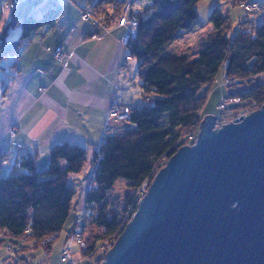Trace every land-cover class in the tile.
Segmentation results:
<instances>
[{
  "label": "trees",
  "instance_id": "obj_1",
  "mask_svg": "<svg viewBox=\"0 0 264 264\" xmlns=\"http://www.w3.org/2000/svg\"><path fill=\"white\" fill-rule=\"evenodd\" d=\"M69 1L84 13L90 12L91 18L103 26L119 18L127 3L132 5L139 21L138 34L126 47L137 63L141 93L149 102L131 109L128 122L132 128L105 135L94 148L89 176L92 188L86 190L85 209L92 211L93 215L86 216L99 232L84 237L78 233L86 243V248L81 250L83 257L93 255L100 248L103 251L95 264H101L110 250L102 248V244L115 236L110 244L112 248L127 219L136 213L139 203L133 201L135 188L146 183L149 186L158 161L166 154L170 157L176 153L180 148L175 147L176 142L196 127L222 65L225 64V77L248 81L245 90L230 95L241 101L238 109L264 105V82L250 86L264 73V14L257 23L249 18L239 20L235 33L228 35L224 27L228 15L215 7L208 17L214 32L198 54L190 58L186 54L166 52L164 48L182 31L192 30L199 19L196 4L201 0ZM239 1L244 0H230L231 6ZM20 4L11 9L12 18L6 25V31L20 26V38L9 43L2 36L0 60L18 52L22 42L33 33L53 27L64 14L63 7L53 0H20ZM261 8L262 5L258 9ZM4 17L0 14V22ZM48 152L49 164L44 169H37L35 157L27 156L14 166L24 174L0 177V233L15 242L32 241L50 252L55 240L47 246L42 242L52 235L58 238L71 218L77 194L69 178L83 172L88 151L63 142ZM5 157L0 154V162ZM119 178L128 181L132 191L125 195L122 204L108 196Z\"/></svg>",
  "mask_w": 264,
  "mask_h": 264
},
{
  "label": "crops",
  "instance_id": "obj_2",
  "mask_svg": "<svg viewBox=\"0 0 264 264\" xmlns=\"http://www.w3.org/2000/svg\"><path fill=\"white\" fill-rule=\"evenodd\" d=\"M253 1L260 5L258 0ZM61 3L64 14L53 27L33 33L31 38L22 42L18 52L0 60V152L10 160L11 165L10 168L0 167V176L7 174L5 169L14 175L24 172L14 166L27 156L35 157L37 169H44L49 164V149L63 142L87 148L91 161L94 148L117 127L109 118L111 106L119 104L132 109L145 104L137 63L133 58L127 59L130 53L121 43L124 28L119 26V18L95 32L92 21L82 18L84 11L76 4L69 0ZM229 4L226 15L233 7ZM11 18L10 10L0 22V41H3L2 36L9 43L20 38L19 26L6 31ZM212 32L214 28L196 29L192 35L182 31L172 43L177 51L172 52L191 58L195 54L192 52L195 38H199L201 48ZM60 47L67 52L63 60L55 56ZM217 81L199 113L200 120L208 114L212 115L211 107L231 95L224 91L220 94L216 89L220 86V79ZM239 104L238 101L230 105L232 116ZM15 126L17 135L13 137L9 130ZM16 142L23 144L24 148H19ZM90 174L89 171L82 172L79 177L83 175L88 179ZM75 176L82 189L89 188L90 182H81ZM77 223L76 219L71 223V230L66 236L68 242L61 243V249L67 247L73 250L70 238L72 240L71 236L78 232ZM80 233L84 237V233ZM4 238L0 234L1 262L15 257L12 250L15 241ZM72 257L79 264L80 258L76 253Z\"/></svg>",
  "mask_w": 264,
  "mask_h": 264
},
{
  "label": "water",
  "instance_id": "obj_3",
  "mask_svg": "<svg viewBox=\"0 0 264 264\" xmlns=\"http://www.w3.org/2000/svg\"><path fill=\"white\" fill-rule=\"evenodd\" d=\"M216 122L169 157L101 264H264V105Z\"/></svg>",
  "mask_w": 264,
  "mask_h": 264
},
{
  "label": "rangeland",
  "instance_id": "obj_4",
  "mask_svg": "<svg viewBox=\"0 0 264 264\" xmlns=\"http://www.w3.org/2000/svg\"><path fill=\"white\" fill-rule=\"evenodd\" d=\"M2 1H6V0H2ZM53 1H57L58 4H60L62 6V1L63 0H53ZM260 5H262L261 9H256L255 11L248 13L245 8H243L242 5H234V7H230L231 9L228 12V18H226L225 22H224V27L228 30V35H233L235 33V31L237 30V24L238 21H244L245 19H254L256 20L255 23L259 22V18L262 16V14H264V0H258ZM230 3V0H201L200 2H198L196 4V10L198 13V21L193 25V29L192 30H184L185 33H187L188 35H192L195 34L194 30L196 29H213V23L209 22V15L211 14V12L213 11V9L215 7L220 8L222 11H227V4ZM231 5V3L229 4ZM43 10V8L40 10V12L37 13V16L40 17L41 16V11ZM121 16V15H120ZM119 24V22H118ZM103 26V25H102ZM20 28V26L18 27ZM21 29V28H20ZM194 36V35H193ZM198 36V35H197ZM195 45H193V51L195 54L191 55V58L194 57V55H197L198 52L200 51V45H199V38H195ZM1 42V41H0ZM202 47V46H201ZM201 49V48H200ZM164 50L166 52H171L172 51H177L174 48V45H168L164 48ZM8 59H10V57H8ZM128 59V58H127ZM130 59V58H129ZM128 59V60H129ZM219 73L217 75V79H220V82L218 84V86H222L221 82L224 78L225 75V64L222 65L219 69ZM218 82V81H217ZM264 82V73L258 75V77L255 78V80L252 82V84L250 86H256L259 83ZM248 83V81H247ZM217 87L216 89H218V92L220 91H224L227 95L229 94H234L237 91H243L246 88L245 87H234V86H227V87ZM215 89V90H216ZM202 93V92H201ZM222 92H220L221 94ZM215 97V96H214ZM228 96H226L227 98ZM226 98H224L223 100H227ZM214 99V98H213ZM145 104L149 102L145 101ZM219 103L217 102V105H213L211 107V109H213V113L212 115L217 117V128L219 127V124H228V122L230 121H234V119L237 118L238 113H235L234 116H232L231 112L233 110L228 109V111H223L219 108ZM239 103H241V101H239ZM231 107V106H230ZM249 109H254L257 110L258 108L256 107H249ZM248 109V110H249ZM235 112L238 111L234 110ZM232 116V118H231ZM231 118L230 121H228ZM114 120V119H113ZM111 120V122H115L117 127H114L113 132L115 133V131H119L122 129H127V128H132L130 123L128 121L126 122H122V123H118L117 121H113ZM219 123V124H218ZM222 126V125H220ZM188 133V131L185 132V134H183L184 138L188 137L186 136ZM91 159V153L89 152L88 156H87V166L85 167L83 172H87L89 171L91 173L92 167L90 165L89 161ZM62 163H64L62 161ZM64 165V164H63ZM7 170V174L4 176H0V177H7V175H9L11 173V171L9 169H5ZM24 174V173H21ZM74 174H72L69 178V183L72 184L75 189H76V198L74 200V209L72 212V216L69 219L68 223L66 224L65 229L62 231V233L58 236V238L53 242V246H52V250H50V252H48L46 250V248H43L42 246H35L34 243L28 242V241H20V242H14V246L12 248L15 257L11 258L10 261L5 260V262H1L0 264H68V262H62V252L63 249H61L59 247V245L61 243L65 244L68 242L66 241L67 239V233L71 230V223L73 222L74 219L78 220V223L76 224L77 226V231L78 232H83L84 235H88L89 233L94 234V232H99V228L96 225H93L90 221V218L84 214V209L86 208V204H85V195H86V188L82 189V187L79 185V183H77L76 180H74ZM78 179L82 181H87L88 183L91 181V178L89 180L84 178L83 175H81L79 177V175L75 176ZM88 187V186H87ZM131 188L128 185V181H126L125 179L119 178L116 180V183L114 184V187L109 191V199L113 202H117V203H123V198L125 197V195L130 194ZM1 234V233H0ZM3 236V235H2ZM4 237V236H3ZM72 237V236H71ZM4 239H8L7 237H5ZM9 240V239H8ZM8 243V242H7ZM6 243V244H7ZM70 243L73 247V250L67 247H64L65 249H69L70 252V257L75 260L78 264V261L72 257V254L76 253V255L78 256V258H80L79 260V264H95L96 259L98 258L97 256H99L103 250H101L100 248L98 250L95 251V253H93V255L88 256V257H83L81 250L82 248L80 247L79 243L73 239L72 240L70 238ZM10 244V243H8ZM25 245V248H21L22 246ZM69 245V246H71ZM102 248L105 249L104 246H102ZM111 249V247L109 248ZM108 249V250H109ZM16 250H18L17 252H15ZM13 255V256H14Z\"/></svg>",
  "mask_w": 264,
  "mask_h": 264
},
{
  "label": "built area",
  "instance_id": "obj_5",
  "mask_svg": "<svg viewBox=\"0 0 264 264\" xmlns=\"http://www.w3.org/2000/svg\"><path fill=\"white\" fill-rule=\"evenodd\" d=\"M238 4L242 5L243 8H245V10L247 12H253V11H255L256 9H258L260 7V5H258V3L256 1L254 2L252 0L239 1ZM19 5H21L20 4V0H8V1H5V3L2 2L0 4V14L1 15H5L11 9H14V8L18 7ZM135 12L136 11L132 7V5L130 3H127L124 6V8L122 10V13H121V16H119V19H118L119 26L124 28V34H123V36L121 38V43L124 46H127L129 44L130 40H133V39L137 38V34H138L137 28H138V25H139V21L137 20V15H136ZM82 18L84 20H91L92 21V23L94 24L95 32L99 28L103 27L100 22H98L97 20L95 21V20H93L91 18L90 12L85 11V13L83 14ZM66 55H67V52L64 51L63 47H60L59 49H57L55 51V56H57V58L59 60L65 59ZM127 58L129 59V58H131V56L129 55ZM221 85L224 86V87L234 86V87H241L242 88V87H247L248 83H247V80H242V79H239V78L235 79V78H230V77L226 76V77L223 78V80L221 82ZM238 101L239 100H237L234 96H229V97H227V100H222L221 101V103L219 105V108L221 110H223V111H228V109H230V105L233 104V103H238ZM111 107L112 108L110 109V112H109L110 120L114 119L115 121H117L119 123H122V122H126V121H128L130 119L131 109H130L129 106L114 104ZM259 108L257 110H259ZM248 109H249V107L238 109V111H236V113H238V116H237L236 119H238L241 116H242V118H246V117L249 116V114L257 111V110H254V109L253 110L252 109L248 110ZM236 119H234V121ZM200 121L201 120L197 121L196 122V127L193 130H191V131H189L187 133V135H186V136H188L187 138L181 139V140L176 142L175 147H180L181 148V147L190 145L194 140H196L197 132L199 131V129H201ZM16 130H17V127L15 126V127L11 128L9 130V133L13 137H15L17 135ZM184 140H185V142H184ZM15 145H17L19 148H24V145L21 144V143L16 142ZM0 154H1V152H0ZM168 160H169L168 155L167 154L164 155L162 157V159H160L158 161V166H162V165L166 164L168 162ZM0 165L3 168H10L11 167L10 160L7 157H5L0 162ZM158 166L156 168V171L153 173L152 180L156 176V174L160 171ZM93 178H95V175H93L92 179ZM148 187L149 186L146 183V184H142L141 186L135 188L133 201L139 203V201L142 198L145 197ZM89 188L90 189L92 188V184L89 185ZM84 214L85 215H93L92 211L89 210V209H84ZM131 218L129 220L127 219L125 224H127V222L131 220ZM120 235H121V233L117 234L116 238H118ZM72 237H73L74 240H76L79 243L80 247L83 250L86 248L85 240L83 239V237L78 232L74 233L72 235ZM114 238H115V236H113L112 238H108L107 240H105V242L102 244V246H104L105 249L106 248H110L111 247L110 244H111L112 240H114ZM56 239H57V237L55 235L47 237V239L43 240L42 245L43 246L51 245L52 242L54 240H56ZM61 258H62V262L63 263L64 262H68V264H76L77 263L75 260H73L70 257L69 249H64L63 250V254H62Z\"/></svg>",
  "mask_w": 264,
  "mask_h": 264
},
{
  "label": "bare ground",
  "instance_id": "obj_6",
  "mask_svg": "<svg viewBox=\"0 0 264 264\" xmlns=\"http://www.w3.org/2000/svg\"><path fill=\"white\" fill-rule=\"evenodd\" d=\"M201 130H202V129H199V131L197 132V138H196V140H194L190 145H194V144L197 142V140H198V138H199V135H198V134L201 132ZM164 166H166V164L162 165L160 168H163ZM160 168H159V169H160Z\"/></svg>",
  "mask_w": 264,
  "mask_h": 264
}]
</instances>
